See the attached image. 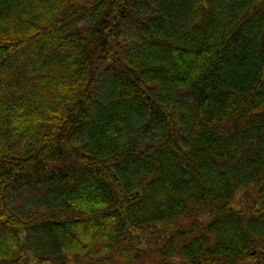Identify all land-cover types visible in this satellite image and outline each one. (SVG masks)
<instances>
[{
  "label": "trees",
  "instance_id": "obj_1",
  "mask_svg": "<svg viewBox=\"0 0 264 264\" xmlns=\"http://www.w3.org/2000/svg\"><path fill=\"white\" fill-rule=\"evenodd\" d=\"M0 264H264V0H0Z\"/></svg>",
  "mask_w": 264,
  "mask_h": 264
}]
</instances>
